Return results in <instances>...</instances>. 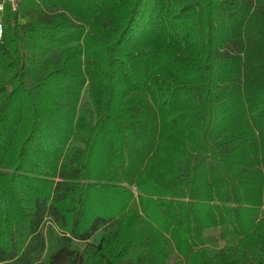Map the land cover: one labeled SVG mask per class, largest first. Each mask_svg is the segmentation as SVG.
<instances>
[{
	"label": "trees",
	"instance_id": "16d2710c",
	"mask_svg": "<svg viewBox=\"0 0 264 264\" xmlns=\"http://www.w3.org/2000/svg\"><path fill=\"white\" fill-rule=\"evenodd\" d=\"M5 22L0 264H264V0Z\"/></svg>",
	"mask_w": 264,
	"mask_h": 264
},
{
	"label": "built area",
	"instance_id": "2783aa9c",
	"mask_svg": "<svg viewBox=\"0 0 264 264\" xmlns=\"http://www.w3.org/2000/svg\"><path fill=\"white\" fill-rule=\"evenodd\" d=\"M23 0H0V44H2L6 22H5V11L8 8L9 14L14 15L17 13L19 5Z\"/></svg>",
	"mask_w": 264,
	"mask_h": 264
},
{
	"label": "rangeland",
	"instance_id": "374dc122",
	"mask_svg": "<svg viewBox=\"0 0 264 264\" xmlns=\"http://www.w3.org/2000/svg\"><path fill=\"white\" fill-rule=\"evenodd\" d=\"M28 24H29V20H21L20 21L21 27H25ZM0 48H3V51L5 52V54L8 55L7 48L3 44L2 45L0 44ZM1 52L2 51L0 49V80H5V79H8V74H9L10 70L7 68V62H6V59L4 57L5 55L2 56ZM25 54L27 57L31 56L30 51L29 52L26 51Z\"/></svg>",
	"mask_w": 264,
	"mask_h": 264
},
{
	"label": "crops",
	"instance_id": "0c3cea01",
	"mask_svg": "<svg viewBox=\"0 0 264 264\" xmlns=\"http://www.w3.org/2000/svg\"><path fill=\"white\" fill-rule=\"evenodd\" d=\"M6 14H9V11H8V8H6V11H5V17H6ZM11 17H13L12 15H10ZM27 20V19H26ZM5 90L3 88L0 89V93L4 92Z\"/></svg>",
	"mask_w": 264,
	"mask_h": 264
}]
</instances>
